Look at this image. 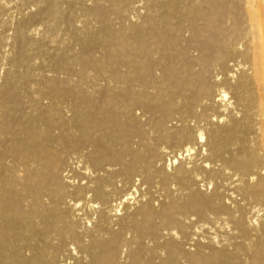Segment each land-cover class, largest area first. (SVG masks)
Segmentation results:
<instances>
[{
  "label": "bare ground",
  "instance_id": "obj_1",
  "mask_svg": "<svg viewBox=\"0 0 264 264\" xmlns=\"http://www.w3.org/2000/svg\"><path fill=\"white\" fill-rule=\"evenodd\" d=\"M0 264H264V0H0Z\"/></svg>",
  "mask_w": 264,
  "mask_h": 264
}]
</instances>
